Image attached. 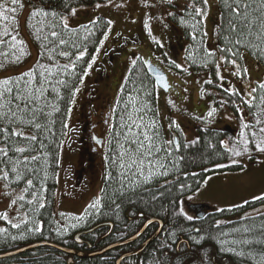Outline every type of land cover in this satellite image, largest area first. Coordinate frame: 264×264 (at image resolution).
<instances>
[{
  "label": "trees",
  "instance_id": "1",
  "mask_svg": "<svg viewBox=\"0 0 264 264\" xmlns=\"http://www.w3.org/2000/svg\"><path fill=\"white\" fill-rule=\"evenodd\" d=\"M106 1L109 0H24V4L20 1L22 8L28 11L25 24L37 50V58L28 71L0 80V113L7 114L0 115V149L3 150L0 151V180L10 190L23 189L20 195L23 199L19 197L17 201L23 218L13 223L0 216V253L39 241L92 250L85 242L77 243L74 236L82 232V239L92 245L94 230L84 231L91 229L97 222L94 211L89 210L76 219L73 224L75 227L71 225L63 230L55 212V196L60 151L67 135L73 98L110 23L106 18L98 17L87 24L68 27L63 19L70 16L75 8ZM184 1L181 8H175L174 3L170 2L173 5H167L169 11L166 19L183 40L185 69L176 67L174 61L166 62L169 61L175 72L183 73L186 70L189 73H206L208 79L203 84L204 91L210 94L216 107H224L232 113L239 125L243 126L242 132L239 126L237 136L233 137L235 130L210 127L204 118H200L197 119L195 137L185 140L180 134L179 145L175 146L174 142L167 143L160 128L154 132L158 134V139L152 148V156H149L156 168H144L146 172L154 173L146 182H153L144 186L134 184L136 179L131 176L133 174L136 177L135 167H121V163L126 161V156L121 159V153L134 151L133 142L139 134L136 124L132 125L130 120L137 112L141 113L137 114L138 119H144L143 115L146 114H157L155 83L147 73L144 61L139 58L130 66L114 99L111 126L107 134L111 163L107 180L119 181L123 186L130 187L111 186L103 193V197L109 198V204L113 206L123 205L124 200L128 199L146 215L157 214L162 217L168 211V219L175 224L176 232H184L181 222L188 221L179 216L176 218L181 215L177 200L202 186L207 176L214 171L241 168L242 164L211 167L230 161L231 145L242 144L241 133L246 135L250 152L257 149L256 136L264 134L261 131L264 129V88H261L264 84V31L261 30L260 20L264 15L261 11L264 9V0H242L251 5L250 14L244 21L237 20L230 11L229 6L235 7L233 0H215L217 21L212 37L210 33L206 34L203 16H198L193 10V6L204 9L203 0ZM0 4L5 9L16 8L15 13L6 11L8 20L0 19V70H3L21 65L28 54L18 28V12L22 8L12 4L11 0H0ZM33 12L38 14L33 15ZM12 17H15V22ZM242 24L248 26L243 28L241 34ZM5 29L7 35L4 34ZM13 37L16 39L13 40ZM209 38L212 39V45ZM237 40L240 44L236 43ZM225 48H230L231 52L222 51ZM81 52L83 56H80ZM243 55L249 56L263 68L261 81L256 82L250 95L231 88L219 76L222 64L227 66L230 61H238ZM11 112H15L16 116L12 117ZM32 136H36V140H31ZM225 141L230 147L224 144ZM17 148H24L25 151L17 152ZM249 158L252 159V156L249 155ZM260 207H264V200H251L235 208L213 212L217 218H233ZM240 218L216 225L214 228L222 233L216 239L209 238L208 242L238 248L245 260L252 256H264V212ZM69 255L73 258L68 263ZM87 255L70 254L45 245L0 258V264H94L96 260L104 264L97 257L99 254Z\"/></svg>",
  "mask_w": 264,
  "mask_h": 264
},
{
  "label": "rangeland",
  "instance_id": "2",
  "mask_svg": "<svg viewBox=\"0 0 264 264\" xmlns=\"http://www.w3.org/2000/svg\"><path fill=\"white\" fill-rule=\"evenodd\" d=\"M20 1L24 4V0ZM184 2V0H109L92 6L75 8L74 14L72 12L70 16L63 19V23L68 27L87 24L98 17H104L110 23L109 30L94 54L73 98L67 135L61 146L55 212L63 230L75 224L76 219L84 216L92 208L102 174L101 168L94 163L89 164L90 167L87 169L83 167L88 158L82 142V131L86 126L85 112L90 107V120L95 121L94 132L98 136H105L109 125L102 121L100 112H107L110 104L113 105L127 71L137 59L140 58L144 62L150 59L167 75L171 88L165 92L157 87V113L159 112L158 116L161 120H164L166 116L169 117L171 127L174 124L179 125L176 128L183 139L191 140L195 137L197 119L200 118H204L208 126L215 128L233 123L237 128L240 126L242 132L243 126L236 122L232 113L224 107H216L210 94L204 91L203 84L208 79L206 73H189L186 70L179 73L173 71L169 65L171 60L180 65L179 68L185 69L182 59L183 40L166 19L169 11L167 5L172 4L175 8H181ZM27 12L25 8L18 12V28L26 46L27 59L17 67L0 70V80L28 71L37 58V50L26 29ZM204 13L205 31L212 37L217 21L215 0H207ZM208 40L212 45V39ZM166 60L169 61L166 62ZM219 73L220 78L223 77L231 88L234 87L250 95L256 82L261 81L263 68L249 56L243 55L235 65L222 64ZM210 111L213 113L211 116L208 115ZM137 114L141 113H134L130 121L132 125L136 124V127L139 125L138 133L148 131L152 135L160 129L157 114L143 115L144 119H138ZM131 124L129 126L132 128ZM240 137L242 144L231 145L230 161L211 167L242 164L241 168L214 171L209 174L199 192L194 194V200L207 201L218 209H231L255 200L253 198L256 196L264 195V152L257 149L255 152H250L246 135L241 133ZM260 138H262L261 141ZM255 139L256 145L264 143V134H259ZM224 144L228 145L225 142ZM237 152L240 154L236 155ZM148 160H151L150 157L145 159V166ZM147 168L151 170L148 166ZM152 168H156L154 163ZM144 175H148L146 169H144ZM139 178L144 179L141 175ZM22 193L23 189L10 190L0 180V216L6 217L7 221L13 223L23 218L17 204ZM257 212H264V207L235 215L233 218L253 215ZM81 235L80 238H82Z\"/></svg>",
  "mask_w": 264,
  "mask_h": 264
},
{
  "label": "flooded vegetation",
  "instance_id": "3",
  "mask_svg": "<svg viewBox=\"0 0 264 264\" xmlns=\"http://www.w3.org/2000/svg\"><path fill=\"white\" fill-rule=\"evenodd\" d=\"M156 89L157 86L155 85V91ZM113 106L114 102L113 105L110 104L107 112H100L102 121L107 126L109 125L105 136H98L94 132L95 121L90 120V107L85 112L86 126L82 131V142L88 158L83 167L87 169L90 167L89 164L94 163L102 171L98 192L95 194L92 203L96 207L90 209L94 211V215L98 220L91 228L94 229L92 245L88 240L81 239L82 243L85 242L88 248H92V250L71 249L85 254L98 253L99 256L97 257H100L99 260H103L104 264H264V256H252L245 260L242 251L238 248L208 242L209 238L216 239L222 233L214 228L216 225H222L241 218H217L214 210H219L218 208L207 201L194 200L193 196L196 192H199L201 186L183 196L181 200H177L181 215H177L176 218L178 219V216L182 219L192 217L188 221L181 222L182 226L184 224V232H176L175 224L168 219V211L162 214V217L157 214L146 215L139 211L128 199L124 200L125 204L123 205L113 206L109 204V198L103 197V193L108 187H130L123 186L119 181L107 180V172L109 165H111L109 163L110 152L107 150V134L111 126ZM158 119L166 141L174 142L175 146H178L181 136L174 122L172 123L174 125L170 127L169 117L166 116L164 120H161L158 116ZM226 125L233 127L232 130H235V133L232 136L236 137L238 132L236 125L227 123L223 124L222 127L225 128ZM127 161L128 159L125 163ZM135 175L136 177L133 174L131 177L136 179L134 183L136 185L144 186L153 182L139 180L140 174L136 168ZM196 204H208L209 207L197 209L194 207ZM72 258L73 256L69 255L67 262L69 263ZM94 264L102 263L96 260Z\"/></svg>",
  "mask_w": 264,
  "mask_h": 264
},
{
  "label": "snow or ice",
  "instance_id": "4",
  "mask_svg": "<svg viewBox=\"0 0 264 264\" xmlns=\"http://www.w3.org/2000/svg\"><path fill=\"white\" fill-rule=\"evenodd\" d=\"M12 4L14 5H19V7H23V4L20 3V0H11ZM234 4H235V7H230V11L233 13V15L236 17L237 20H247V17L249 16V8L251 7V5L249 4H245L242 2V0H233ZM203 3L206 5L207 4V0H203ZM193 10L194 12L198 15V16H203L205 13H204V9L202 8H198V7H194L193 6ZM6 11H11L13 13L16 12V8H11V9H5L4 5L3 4H0V19H3V20H8L9 19V16L6 15ZM262 12H264V9H261ZM75 13V9H73V14ZM38 14L37 12H33V15H36ZM45 15L47 13H44ZM12 20L13 22H15V17H12ZM260 20H261V30L264 31V15H262L260 17ZM248 25L246 24H242V29H241V34H242V31H243V28L244 27H247ZM193 27H195V25H193ZM233 27L235 28V25H233ZM5 35L8 34L7 32V29H5ZM53 36L56 35L55 32L52 33ZM194 40L196 39V36L195 34H193V37H192ZM13 40H15L16 38L13 37L12 38ZM61 43H63V41H61ZM237 44H240V41L237 40L236 41ZM222 51L224 52H231V49L230 48H225V49H222ZM62 55H67L66 53H62ZM84 53L81 52L80 53V56H83ZM233 55H238V53H233ZM19 59V58H17ZM222 59H225V57H222ZM233 65L236 64V61L235 60H232L230 61ZM176 67H180V65H176ZM245 71H247L245 69ZM27 75V74H26ZM221 79H223V77H221ZM5 84H7V81L5 80L4 81ZM208 83H211V81H208ZM261 88H264V84L261 85ZM255 90V89H253ZM10 91V90H9ZM9 111H11V109H9ZM213 113L210 111L208 113L209 116H211ZM0 115H5L7 116L6 113H0ZM11 115L12 117H15L16 116V113L15 112H11ZM29 123H31V121H28ZM177 127H179V125H176ZM37 128L40 127L39 124L36 125ZM137 127H139V125H137ZM129 131H131V128H129ZM262 132H264V129H261ZM17 135H20L19 133H16ZM142 135L143 139H140V136ZM31 140H36V136H32L30 137ZM156 139H158V134L157 133H153L152 135H149L148 131H143L142 133H139L135 139V141L133 142V147H134V151H125V152H122L121 153V159L123 160V157L124 156H128V161L126 163L122 162L121 163V167H135L137 172L144 177V180L147 181V180H150L152 178V175L154 173H152L151 171H149L148 175H144V168H145V159L149 156H152V148L154 147L155 145V141ZM147 142V143H145ZM167 143H172L171 141H168ZM256 148L258 151L260 152H264V143H260V144H257L256 145ZM0 151H3L2 149H0ZM17 152H24L25 149L24 148H17L16 149ZM5 155H7V153L5 152L4 153ZM240 153H236V155H239ZM33 159H35V157H33ZM152 164H153V161L152 160H148L147 161V166L149 168L152 167ZM163 166V165H161ZM165 175L167 173H164ZM19 178V175L18 177ZM29 184L32 183V181H28ZM20 199H23V197H20ZM253 199L255 200H264V195H261V196H256L254 197ZM13 203H15V201H13ZM97 203H99L97 201ZM91 207H96V205H92ZM6 218V217H5ZM188 219H192V217H188ZM13 227H19V225H13ZM73 227H75V225H73ZM0 231H2V229H0ZM245 243H249L248 241H245ZM231 251V250H229Z\"/></svg>",
  "mask_w": 264,
  "mask_h": 264
},
{
  "label": "water",
  "instance_id": "5",
  "mask_svg": "<svg viewBox=\"0 0 264 264\" xmlns=\"http://www.w3.org/2000/svg\"><path fill=\"white\" fill-rule=\"evenodd\" d=\"M145 67H146L147 73L153 78V80L156 83V85L158 87H160L162 90L168 91V89L170 88V84L168 83L167 75L159 67H157L156 65H154L150 61H147L145 63ZM224 129L227 130V131L232 130L230 128V126H227ZM194 207H196L197 209H201L203 207L204 208L205 207L208 208L209 205L208 204H196V205H194ZM89 231H91V230H89ZM134 238H132V239H134ZM74 240L76 242H78V243L82 242L81 239H80V234H76L74 236ZM45 245L57 248L59 250H62L64 252H67V253H70V254H77V255H81L83 257L85 256V254H83L82 252H77V251H75V250H73L71 248L60 246V245L54 244L52 242L39 241V242H34V243H31V244H28L26 246H23L21 248L15 249V250H11V251H8V252L0 253V258L7 257V256H12V255H15V254H18V253L25 252L27 250L33 249L35 247L45 246ZM97 254L98 253H90L87 256H94V255H97Z\"/></svg>",
  "mask_w": 264,
  "mask_h": 264
}]
</instances>
